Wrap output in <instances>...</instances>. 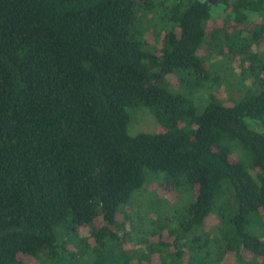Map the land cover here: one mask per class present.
Instances as JSON below:
<instances>
[{
  "label": "trees",
  "instance_id": "obj_1",
  "mask_svg": "<svg viewBox=\"0 0 264 264\" xmlns=\"http://www.w3.org/2000/svg\"><path fill=\"white\" fill-rule=\"evenodd\" d=\"M0 264H264V0H0Z\"/></svg>",
  "mask_w": 264,
  "mask_h": 264
},
{
  "label": "rangeland",
  "instance_id": "obj_2",
  "mask_svg": "<svg viewBox=\"0 0 264 264\" xmlns=\"http://www.w3.org/2000/svg\"><path fill=\"white\" fill-rule=\"evenodd\" d=\"M160 28L161 27L159 26L158 31ZM144 36L146 37V40L150 44H154L156 42V36L152 28L148 29L144 34ZM218 73L219 72H217L216 69H213V72L209 76L214 77ZM222 78H223V83L219 88V91L221 92L220 98L227 99L228 93L231 92H233L235 94V97H237L236 94L237 91H233V90L238 88L235 85L240 84L239 72L234 70V71H228L226 73H221V79ZM207 83L208 81L204 80L198 85H194V83L191 86L183 85V87L181 86L180 88H178L179 90L174 89V91L182 94L187 99V101L192 103L194 106H196L198 112L201 113L204 107L208 104V98L210 96V92L207 89ZM245 83L246 85H249L250 80L246 79ZM128 112H129V123H128L127 131L129 135L134 136L139 133H159L162 131L161 126L155 121L154 117L147 109L138 108V109L129 110ZM152 195L153 197H156L158 200L162 201L164 205L163 207L164 209H167L168 207V204L165 201H170L172 204H176L178 199V197L176 198V196L173 195L172 193H169L168 191H163L158 187L151 192L150 196ZM184 200L180 202V205L183 204Z\"/></svg>",
  "mask_w": 264,
  "mask_h": 264
}]
</instances>
